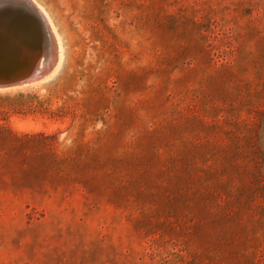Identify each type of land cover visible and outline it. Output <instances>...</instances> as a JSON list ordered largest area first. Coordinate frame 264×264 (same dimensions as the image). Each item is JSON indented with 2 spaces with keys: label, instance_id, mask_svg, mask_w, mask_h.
<instances>
[{
  "label": "rangeland",
  "instance_id": "374dc122",
  "mask_svg": "<svg viewBox=\"0 0 264 264\" xmlns=\"http://www.w3.org/2000/svg\"><path fill=\"white\" fill-rule=\"evenodd\" d=\"M33 1L65 59L0 92V264H264V0Z\"/></svg>",
  "mask_w": 264,
  "mask_h": 264
},
{
  "label": "bare ground",
  "instance_id": "6f19581e",
  "mask_svg": "<svg viewBox=\"0 0 264 264\" xmlns=\"http://www.w3.org/2000/svg\"><path fill=\"white\" fill-rule=\"evenodd\" d=\"M0 2H2L3 4L7 3L8 5L6 6L12 7L13 10L20 12L19 14L21 15H25L24 18L29 16L32 18V21H35L40 18L44 20L43 21L44 24H41L38 20V26L35 28L36 30L35 32L33 31L32 34L24 33L23 35H21L17 33L19 31H16V32H13L14 35L16 34V37H7L6 42L9 40V43H8L9 48H10L9 50L10 51L19 50L20 52L18 53L20 54V57L16 56L15 58L7 59L9 68H7L5 72L8 70L15 71L17 66H20L21 68H23V66H25L24 61L28 59L31 65L37 64L38 67H42L45 64V57L49 59V62L51 64H54L53 69L52 70L50 69V71L47 72V73L50 72L51 74H48L49 76L45 78L44 80L39 81V82H32V83L25 84L22 86L11 87L14 89L3 88L4 90L0 89V92H3V93L4 92H15L16 93V91L18 92L20 90L22 91V90L38 88L48 83L51 79L53 80L54 78H56L62 69L63 62L65 59V52H64V47L62 44L61 37L60 35L57 34L56 32L57 30H55L54 24L51 22L49 18L50 16H48V13H46L44 8L39 6L40 4L38 5L37 2L35 1L36 2L35 3L33 0H0ZM4 24L6 25V22ZM46 32H48L49 35L51 36L50 44H48L49 41H47L44 37ZM1 38H5V37L4 36L2 37V34L0 32V41H1ZM45 44H46V47H45ZM6 47H8V45H6ZM27 47H33V48L37 47L39 49L36 52L34 50L32 52H28V50L27 52H23L24 50L27 49ZM46 48L50 50L48 54H46V50H47ZM8 54L9 53L4 54L2 55V57L4 58L6 57L5 55H8ZM15 87H23V88L16 89Z\"/></svg>",
  "mask_w": 264,
  "mask_h": 264
},
{
  "label": "water",
  "instance_id": "95a60500",
  "mask_svg": "<svg viewBox=\"0 0 264 264\" xmlns=\"http://www.w3.org/2000/svg\"><path fill=\"white\" fill-rule=\"evenodd\" d=\"M6 5L8 4H3L2 2H0V32L2 34V37H5L1 38L0 41V88H11L14 86H22L32 82L42 81L49 76L48 74H51L50 72H47L50 71V69L52 70L54 67V64H51L47 57H45V64L42 67H38L37 64L31 65L28 59L24 61L25 66H23V68L17 66L15 71L8 70L5 72V70L9 68L7 59L15 58L16 56L20 57V54L18 53L20 52L19 50H12L13 52L9 50V40L6 42L7 37H16V34H13V32L16 31H19L17 33L21 35H23L24 33L32 34V32H35V28L38 26V20L41 24H44V20L42 18L32 21L31 17L27 16L26 18H24L25 15L19 14L20 12L13 10L12 7ZM5 22L6 25L4 24ZM44 37L47 41H49L48 44H50L51 36L48 32L45 33ZM6 45H8V47H6ZM38 49L39 48L37 47H27L26 50L23 49L24 51H22L27 52L28 50V52H32L34 50L36 52L38 51ZM46 49V54H48L50 50L48 48ZM7 53L9 54L5 55L6 57L3 58L2 55Z\"/></svg>",
  "mask_w": 264,
  "mask_h": 264
}]
</instances>
